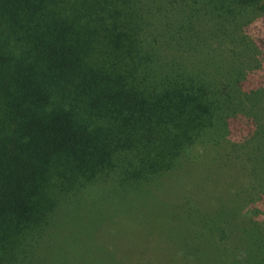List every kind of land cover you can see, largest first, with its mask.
<instances>
[{
  "label": "trees",
  "instance_id": "16d2710c",
  "mask_svg": "<svg viewBox=\"0 0 264 264\" xmlns=\"http://www.w3.org/2000/svg\"><path fill=\"white\" fill-rule=\"evenodd\" d=\"M263 15L264 0H0V264H48L40 235L94 183L170 184L204 138H258ZM236 159L240 198L179 196L162 220L190 226L180 264H264V175Z\"/></svg>",
  "mask_w": 264,
  "mask_h": 264
},
{
  "label": "rangeland",
  "instance_id": "374dc122",
  "mask_svg": "<svg viewBox=\"0 0 264 264\" xmlns=\"http://www.w3.org/2000/svg\"><path fill=\"white\" fill-rule=\"evenodd\" d=\"M261 106L264 104L256 110V117L262 123L258 138L240 144H233L226 137L216 141L218 133L204 138L192 151L199 159L197 164L173 172L176 180L168 176L170 184L155 180L137 189L121 191L111 189L110 183H94L81 195L78 205L62 207L58 216L50 218V225L39 237L49 246L45 244L37 255L49 259L48 264H180L174 259L184 252L178 246L188 239L185 230L192 232L190 226L177 222L165 229L162 220L183 215L178 208L182 203L179 196L189 200L186 207L191 205L197 209L206 205L209 210L217 204V196L224 189L227 194L240 198L242 187L245 189L242 185L245 168L236 156L250 157L251 165L257 166V176L264 175V161L260 159H264V108L259 111ZM227 156L234 159L229 161ZM220 157L222 160H218ZM201 180L203 186L199 185ZM189 194L194 197L190 198ZM203 199L210 202L199 203ZM51 227L55 232L62 230L83 238L77 243L71 240L60 243L50 234ZM208 243L207 239L193 241L192 246L202 256ZM47 247L56 250L52 252ZM163 257L165 261L160 262ZM185 259L187 264H192L191 256Z\"/></svg>",
  "mask_w": 264,
  "mask_h": 264
}]
</instances>
